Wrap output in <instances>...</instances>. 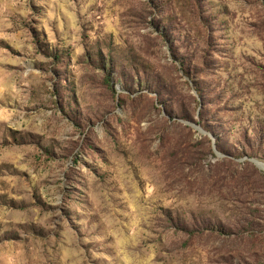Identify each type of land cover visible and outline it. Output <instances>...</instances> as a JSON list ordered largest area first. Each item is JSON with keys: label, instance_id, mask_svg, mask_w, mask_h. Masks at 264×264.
Listing matches in <instances>:
<instances>
[{"label": "rangeland", "instance_id": "rangeland-1", "mask_svg": "<svg viewBox=\"0 0 264 264\" xmlns=\"http://www.w3.org/2000/svg\"><path fill=\"white\" fill-rule=\"evenodd\" d=\"M257 161L264 0H0V264H264Z\"/></svg>", "mask_w": 264, "mask_h": 264}, {"label": "trees", "instance_id": "trees-1", "mask_svg": "<svg viewBox=\"0 0 264 264\" xmlns=\"http://www.w3.org/2000/svg\"><path fill=\"white\" fill-rule=\"evenodd\" d=\"M181 228L186 231V232H189L190 230H188L189 228L187 226H181Z\"/></svg>", "mask_w": 264, "mask_h": 264}, {"label": "bare ground", "instance_id": "bare-ground-1", "mask_svg": "<svg viewBox=\"0 0 264 264\" xmlns=\"http://www.w3.org/2000/svg\"><path fill=\"white\" fill-rule=\"evenodd\" d=\"M258 165L264 169V164L259 163Z\"/></svg>", "mask_w": 264, "mask_h": 264}, {"label": "water", "instance_id": "water-1", "mask_svg": "<svg viewBox=\"0 0 264 264\" xmlns=\"http://www.w3.org/2000/svg\"><path fill=\"white\" fill-rule=\"evenodd\" d=\"M256 163H257V165H258V164L261 163V162H258V161H257ZM262 164H264V163H262Z\"/></svg>", "mask_w": 264, "mask_h": 264}]
</instances>
